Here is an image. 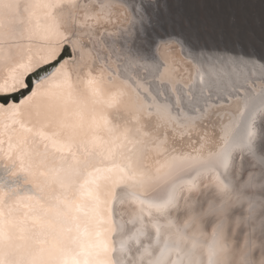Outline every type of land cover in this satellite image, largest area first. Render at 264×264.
Wrapping results in <instances>:
<instances>
[{"label": "snow or ice", "instance_id": "obj_1", "mask_svg": "<svg viewBox=\"0 0 264 264\" xmlns=\"http://www.w3.org/2000/svg\"><path fill=\"white\" fill-rule=\"evenodd\" d=\"M182 8L0 0V97L30 89L0 104V264H264V51ZM125 196L147 209L118 232Z\"/></svg>", "mask_w": 264, "mask_h": 264}, {"label": "rangeland", "instance_id": "obj_2", "mask_svg": "<svg viewBox=\"0 0 264 264\" xmlns=\"http://www.w3.org/2000/svg\"><path fill=\"white\" fill-rule=\"evenodd\" d=\"M183 13L194 23L226 21L235 16L242 42L264 51V0H181ZM210 231V229H209Z\"/></svg>", "mask_w": 264, "mask_h": 264}, {"label": "bare ground", "instance_id": "obj_3", "mask_svg": "<svg viewBox=\"0 0 264 264\" xmlns=\"http://www.w3.org/2000/svg\"><path fill=\"white\" fill-rule=\"evenodd\" d=\"M17 27L19 29H21V30L26 28L27 27V19L25 18L24 23L18 24ZM102 51H103V49H102ZM117 83H118V81H117ZM111 87H112V85L108 84L107 82H105L102 85L103 89H108V88H111ZM78 88L80 89L81 92L85 91L82 85H79ZM10 102L11 103H19V102H15L13 100H11ZM0 104H5V103L0 101ZM88 105H89V108H88V110L85 111V115L88 118H90L91 115L93 114L91 112V109H93V108L101 109L102 108L101 104L93 103V98L90 95L88 96ZM16 127H17V131L18 132H22V130L19 128V126H16ZM47 131H55V129L54 128L47 129ZM3 139H4L5 142L2 145V147L5 150H7V147H8L7 136H4ZM36 139H39V137H36ZM175 143H176L177 147H183L185 150H190L189 141L187 140V138H185L183 144H181L179 142V139H177V141ZM172 146H173V142L170 140L169 143H168L169 150L172 148ZM49 151L54 152V150L51 147H50ZM117 151H119V150H117ZM54 155L56 157L65 156L69 162H71V159H72L71 153H68V152H63V153L54 152ZM106 157H107V152H105L103 155H98L94 159L93 163L96 165V167H100V168H103V167H106V166H110L113 161L111 159H107ZM166 157H167V153H160L159 155L153 153L152 154V159L148 160L147 162L150 163V164H153L154 166H158V165H156V161L158 160L159 163L162 164V163H164ZM115 159H116V162H119V158L118 157H115ZM0 171H2V170H0ZM8 179H13V177H8ZM54 189H55L56 192L61 191L59 189L58 185L54 186ZM33 191H37V190L33 189ZM37 194L40 195V193L38 191H37ZM139 194L145 200H152V199H161V198H163L165 196L166 193H165V189L162 188V189H160L158 191H149L147 193L139 192ZM122 199H123L122 203H116V204L113 205V221H114V223L117 226L118 232H119V229H121V228L124 230V232H130L131 230H134V227L139 226V222H137L135 225L130 222L133 219V216H132L133 212L139 211V209L142 208V207L147 209V205H140L139 203H133L126 196L123 197ZM45 202L46 203H54V201H45ZM151 211H153V214L155 215L154 210H151ZM144 220L145 221L148 220V216L147 215L144 216ZM149 231L152 232L153 236L155 235L154 230L149 229ZM163 231H165V230L162 229V232ZM116 240H118V234L115 235L114 241H116ZM147 242L148 241H145V243H147ZM200 251H202V250H200ZM173 258H175V254H173Z\"/></svg>", "mask_w": 264, "mask_h": 264}, {"label": "water", "instance_id": "obj_4", "mask_svg": "<svg viewBox=\"0 0 264 264\" xmlns=\"http://www.w3.org/2000/svg\"><path fill=\"white\" fill-rule=\"evenodd\" d=\"M30 92V89L26 88V89H21L20 91L16 92L13 95L10 96H3L0 97V101H2L3 103H9L11 100L15 101V102H19L22 98H24L25 96H27ZM115 236H113V240H114Z\"/></svg>", "mask_w": 264, "mask_h": 264}]
</instances>
